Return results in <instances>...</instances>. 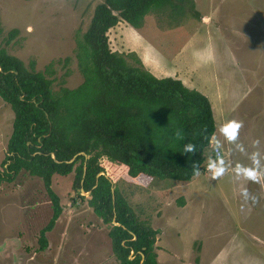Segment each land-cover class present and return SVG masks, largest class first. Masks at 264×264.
I'll return each instance as SVG.
<instances>
[{
    "label": "rangeland",
    "instance_id": "obj_1",
    "mask_svg": "<svg viewBox=\"0 0 264 264\" xmlns=\"http://www.w3.org/2000/svg\"><path fill=\"white\" fill-rule=\"evenodd\" d=\"M103 1L0 0V47L26 65L36 60L38 70L54 62V89L76 88L84 80L75 52L77 32L87 30ZM188 2L182 13L167 6L149 14L140 28L121 21L109 32L110 45L135 52L156 76L181 79L207 95L217 135L224 120H242L238 142L250 153L258 138L264 163V0ZM14 29L19 32L10 38ZM14 116L0 97V171ZM223 148L233 166L250 163L233 145L225 142ZM102 164L138 218L160 229V264H264V182L238 181L231 171L213 180L203 168L189 182L160 188L146 174L131 177L126 166L106 158ZM74 179V172L53 177L63 213L47 233L45 250L39 249V238L53 205L43 179L22 171L2 184L0 264H121L113 253L110 224ZM241 184L258 202L243 200Z\"/></svg>",
    "mask_w": 264,
    "mask_h": 264
},
{
    "label": "trees",
    "instance_id": "obj_2",
    "mask_svg": "<svg viewBox=\"0 0 264 264\" xmlns=\"http://www.w3.org/2000/svg\"><path fill=\"white\" fill-rule=\"evenodd\" d=\"M188 1L104 0L96 5L87 30L76 36L84 79L76 88L54 89V62L38 70L36 60L26 65L0 47V97L15 113L0 187L22 171L43 179L53 215L41 230L40 250L49 246L47 233L63 213L53 177L74 172L75 187L90 192L89 205L110 224L113 253L120 263L141 264L144 255L142 264H160V229L139 219L118 187L113 197L110 178L98 177L105 172L102 160L126 166L131 177L146 174L156 187L189 182L196 176L194 162L201 163L200 171L204 168V137L216 131L214 112L200 90L181 79L156 76L135 52L113 50L109 32L121 21L140 28L149 14L167 6L182 13ZM18 32L12 30L10 38ZM189 142L197 146L195 154L184 152Z\"/></svg>",
    "mask_w": 264,
    "mask_h": 264
},
{
    "label": "clouds",
    "instance_id": "obj_3",
    "mask_svg": "<svg viewBox=\"0 0 264 264\" xmlns=\"http://www.w3.org/2000/svg\"><path fill=\"white\" fill-rule=\"evenodd\" d=\"M243 127L242 120L227 119L220 123L218 132H213L210 135H205L204 139L207 140L208 154L204 160V168L207 172L211 173L213 180L219 179L229 171L232 172L235 179L238 181H250L253 183L264 182V163H262V154L259 149L260 140L257 138L251 142V147L254 149L250 153L245 148L244 144L239 141V132ZM220 137H223L221 139ZM227 142L234 146L235 151H239L247 155L250 160L249 164L236 162L233 166L232 163L226 160L223 154L224 143ZM197 146L189 142L184 145L185 153L195 154ZM191 167L196 175L200 174L201 163L194 162ZM240 195L244 201L258 202L257 195L250 193L247 187L241 184Z\"/></svg>",
    "mask_w": 264,
    "mask_h": 264
},
{
    "label": "water",
    "instance_id": "obj_4",
    "mask_svg": "<svg viewBox=\"0 0 264 264\" xmlns=\"http://www.w3.org/2000/svg\"><path fill=\"white\" fill-rule=\"evenodd\" d=\"M54 156V155H53ZM77 156V155H76ZM76 156L73 158V159H71L69 162H72V161H74V159L76 158ZM86 174V168H85V172H84V175ZM101 174H105V175H107L105 172H101L100 174H98V177L101 175ZM111 180V179H110ZM112 181V180H111ZM80 190H82L83 192H86L83 188H80ZM112 191H113V197L115 198V188H114V186H113V183H112ZM86 193H88L89 195H90V192H86ZM113 222H114V224L115 225H119L120 223H118L116 220H115V218H114V220H113ZM144 261V255H143V259H142V262ZM142 262H141V264H142Z\"/></svg>",
    "mask_w": 264,
    "mask_h": 264
},
{
    "label": "crops",
    "instance_id": "obj_5",
    "mask_svg": "<svg viewBox=\"0 0 264 264\" xmlns=\"http://www.w3.org/2000/svg\"><path fill=\"white\" fill-rule=\"evenodd\" d=\"M218 102H219V106H222V107H224V102H223V100H221L220 98L218 99ZM224 154H225V152H224Z\"/></svg>",
    "mask_w": 264,
    "mask_h": 264
},
{
    "label": "built area",
    "instance_id": "obj_6",
    "mask_svg": "<svg viewBox=\"0 0 264 264\" xmlns=\"http://www.w3.org/2000/svg\"><path fill=\"white\" fill-rule=\"evenodd\" d=\"M223 154H224V148H223ZM209 173V172H208ZM210 175H211V173H210Z\"/></svg>",
    "mask_w": 264,
    "mask_h": 264
}]
</instances>
